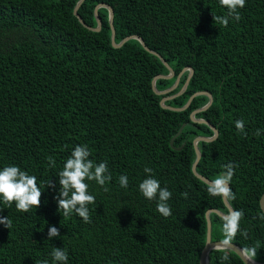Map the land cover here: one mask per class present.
Returning a JSON list of instances; mask_svg holds the SVG:
<instances>
[{"label": "trees", "instance_id": "16d2710c", "mask_svg": "<svg viewBox=\"0 0 264 264\" xmlns=\"http://www.w3.org/2000/svg\"><path fill=\"white\" fill-rule=\"evenodd\" d=\"M77 2L0 0V170L16 165L34 175L42 191L40 207L27 213L0 199V217L10 222L9 228L0 224V264H52L55 247L66 250L68 264H199L205 212L228 209L191 170L193 139L213 135L190 117L208 96H194L183 110L159 103L184 85L188 67L186 88L165 105L181 107L195 92L210 94V106L194 117L217 135L197 143L196 172L212 181L225 165H235V199L227 201L243 211L240 229L247 238L238 233L233 243L256 247L255 261L263 262L264 0H246L241 19H230L227 27L213 20L227 14L219 0H83L77 14L84 24L97 25L94 8L104 3L113 11L116 43L137 35L165 60L174 75L157 78V90L180 74L164 95L152 88L155 76L169 74L158 55L134 38L113 46L108 9H97L100 27L94 31L75 15ZM237 120L245 122L246 135L235 128ZM77 145H87L96 163L107 161L112 177L108 191L86 181L95 197L89 223L57 210L58 174ZM145 167L172 193L167 218L156 200L139 191ZM121 175L128 177L126 189L119 185ZM209 219L211 240H222L221 216L211 212ZM52 226L60 235L48 240ZM224 255L228 261L221 260ZM208 260L244 264L232 250H211Z\"/></svg>", "mask_w": 264, "mask_h": 264}, {"label": "clouds", "instance_id": "9594fccd", "mask_svg": "<svg viewBox=\"0 0 264 264\" xmlns=\"http://www.w3.org/2000/svg\"><path fill=\"white\" fill-rule=\"evenodd\" d=\"M246 0H219L222 8L227 10L226 15H213L216 25L227 27L230 19L239 21L241 19L239 9L245 7ZM235 128L239 133L246 135L245 122L243 120L235 121ZM256 135H260L257 130ZM91 153L87 145H77L71 152V155L64 163L63 169L59 172V191L56 197L58 212L63 217H70L73 213L83 219L85 223L90 222L89 205L95 203V197L89 194V184L86 181H95L101 187H104L112 177L109 174L107 161L96 163L90 159ZM51 167H55V161L48 157ZM225 171L217 178L208 182L207 193L212 197H220L223 200H234L235 194L230 187L234 176L235 165L229 163L224 166ZM144 172L147 178L139 184V191L147 200L157 201V211L165 218L172 215L168 204L172 193L167 188H162L160 182L154 178L153 170L145 167ZM128 177L121 175L119 185L122 188L128 187ZM48 186L54 187L51 183ZM108 191L107 187H104ZM42 191L38 187L37 178L29 175L26 171L16 165L5 166L0 170V199L3 203L11 207L15 203L17 211L27 213L33 207L39 208L41 205ZM187 196V193H185ZM243 211L229 210L226 215L221 216L223 239L216 245L217 251H227L233 247V241L240 233L247 238V231L241 232L240 221L243 217ZM264 220V214L260 216ZM0 224L10 227L7 217H0ZM60 235L59 229L55 226L48 229V240ZM242 254L247 262H253L257 256V248L242 249ZM52 264H68V253L63 248L55 247L50 253ZM229 257L224 255L222 261H228ZM40 264H48V261H42Z\"/></svg>", "mask_w": 264, "mask_h": 264}, {"label": "water", "instance_id": "95a60500", "mask_svg": "<svg viewBox=\"0 0 264 264\" xmlns=\"http://www.w3.org/2000/svg\"><path fill=\"white\" fill-rule=\"evenodd\" d=\"M82 1H83V0H78V2L76 3V5H75V7H74V13H75V15L77 16L78 20H79V21H80L85 27H87V28H89V29H91V30H94V31L98 30L99 27H100V19H99L98 14H97V9H98L99 7H106V8L108 9V12H109V18H108V19H109V23H110L111 30H112V33H111V42H112V45H113V46H115V47H119V46H121L124 42H126L127 40L134 38V39H137V40L142 44V46H143L145 49H147L148 51H150L151 53H153V54H155V55H158L156 52H154V51L148 49V48L145 46L143 40H142L139 36H137V35H129V36H126V37H124L122 40H120L118 43H116V42L114 41V29H113V25H112L113 11H112V9H111L108 5H106V4H104V3L97 4V5L95 6V8H94V14H95V18H96L97 25H96L94 28H92V27H90V26L84 24L83 21H82V19H81V17L77 14V8L79 7V5L81 4ZM158 57H159L160 60L166 65V67L169 69V74H167V75H159V76H155V77L152 79V88H153V90L155 91V93L160 94V95H162V94L164 95V94L168 93L169 91H171L172 89H174V88L177 86V84H178V82H179L180 74L176 76V83H175V85H174L173 87L168 88V89H164V90H157V89H156V86H155V81H156L157 78H159V77H160V78H171V77L174 75V72H173L172 69L168 66V64H166L165 60H164L160 55H158ZM185 69H186V68H184L181 72H183ZM187 69H189V75H188V78H189V76H191L192 70L190 69V67H188ZM188 78H187V80L185 81V83H184V85H183V87H182L180 93H182V92L184 91V89L186 88V85H187V83H188ZM180 93H178V94H176V95H179ZM198 94H206V95L208 96L209 99H208V102H207L204 106L198 108L197 110H194V111L190 114L191 120H193V121H198V122H203V123L207 124V125L212 129V131H213V135H212V136H209V137H206V136H196V137L193 139V146H194V150H195V159H194V162H193V164H192V166H191V170H192L193 174H194L196 177H198L200 180H202L203 182H205L206 184H208V182H210L211 180L205 178L204 176H202L201 174H199V173L196 172V165H197V162H198V160H199V158H200V151H199V148H198V146H197V143H198L199 141H210V140L214 139V138L216 137V135H217V130H216L212 125H210L206 120L201 119V118H195L194 115H195L198 111H203V110H205L207 107L210 106V104H211V102H212V98H211L210 94L207 93V92H205V91L195 92L194 94H192V95L189 97L188 101H187L183 106H181V107H174V106H170V105H165V101H166V100H168V99H170V98H172V97H174V96H176V95H174V96H163V97L161 98V100H160L159 103H160L161 107H163V108H168V109H171V110H183V109H185V108L189 105V103H190V101L192 100V98H193L194 96L198 95ZM183 126H184V124L181 125V127L178 129V131L176 132V134L170 139L169 144H170L171 147H174V146H173V140H174V138L180 133V131H181V129H182ZM176 148H177V149H180L181 146L176 147ZM222 200H223V199H222ZM223 202H224L225 206L227 207L228 211H229L230 209L233 210L232 207L229 205L228 201L223 200ZM259 202H260V206H261V208H262V211H263V213H264V193L261 195V198H260V201H259ZM211 212H214V213L218 214L219 216L226 215V214H224L223 212H221V211H219V210H217V209H209V210H207V211L205 212V217H206V222H207V228H206V239H205V244H204V246H203V248H202V250H201L200 256H199V264H209V260H208V254H209V252H210L211 250L216 249V245L221 241V240H215V241H214V240H211V222H210V219H209V214H210ZM242 249H243V248H241V247L238 246L237 244L233 243V247H232L231 249H229V250H232L233 252H235V253L241 258V260L244 262V264H253V262H247L246 258H245L244 255L242 254V251H241ZM254 264H264V261H263V262H257V261H254Z\"/></svg>", "mask_w": 264, "mask_h": 264}, {"label": "rangeland", "instance_id": "374dc122", "mask_svg": "<svg viewBox=\"0 0 264 264\" xmlns=\"http://www.w3.org/2000/svg\"><path fill=\"white\" fill-rule=\"evenodd\" d=\"M175 83H176V78L174 79V81H173V83H172V85H170L168 88H171V87H173L174 85H175ZM183 87V86H182ZM181 87V88H182ZM168 88H166V89H168ZM181 88L177 91V92H175L174 94H172V95H170V96H174V95H176V94H178V93H180V91H181ZM189 99V98H188ZM188 99H187V101H188ZM186 101V102H187Z\"/></svg>", "mask_w": 264, "mask_h": 264}]
</instances>
